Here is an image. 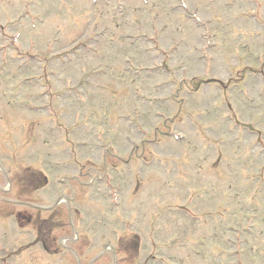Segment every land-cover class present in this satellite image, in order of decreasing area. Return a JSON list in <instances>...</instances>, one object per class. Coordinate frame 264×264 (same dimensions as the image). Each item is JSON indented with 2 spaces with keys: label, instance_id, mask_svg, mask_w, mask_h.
I'll return each instance as SVG.
<instances>
[{
  "label": "rangeland",
  "instance_id": "rangeland-1",
  "mask_svg": "<svg viewBox=\"0 0 264 264\" xmlns=\"http://www.w3.org/2000/svg\"><path fill=\"white\" fill-rule=\"evenodd\" d=\"M0 167V264H264V0H0Z\"/></svg>",
  "mask_w": 264,
  "mask_h": 264
}]
</instances>
